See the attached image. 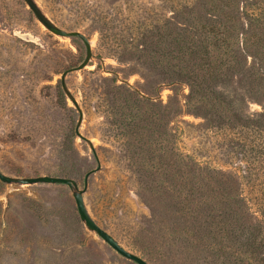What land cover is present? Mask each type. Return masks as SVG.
Wrapping results in <instances>:
<instances>
[{
    "label": "rangeland",
    "instance_id": "rangeland-1",
    "mask_svg": "<svg viewBox=\"0 0 264 264\" xmlns=\"http://www.w3.org/2000/svg\"><path fill=\"white\" fill-rule=\"evenodd\" d=\"M33 2L90 41L89 62L64 78L80 134L60 78L84 60L82 40L49 31L25 0H0V172L82 189L99 164L85 208L148 264H264V29L250 17L264 0ZM202 26L246 32L208 47L209 77L179 59ZM182 68L199 75L192 99ZM74 192L0 180V264H136L84 224Z\"/></svg>",
    "mask_w": 264,
    "mask_h": 264
},
{
    "label": "water",
    "instance_id": "water-1",
    "mask_svg": "<svg viewBox=\"0 0 264 264\" xmlns=\"http://www.w3.org/2000/svg\"><path fill=\"white\" fill-rule=\"evenodd\" d=\"M25 2L28 4L29 8L34 13L35 17L52 33L57 34L59 36L63 37H78L82 40L84 46H85V57L84 60L77 65L76 67L69 68L63 71L61 74V84L63 88L65 89L64 84V78L67 73L73 70H79L83 68L90 60L91 57V44L89 39H87L82 33L78 31H65L61 28L53 25L48 19H46L43 14L39 11L33 0H25ZM67 95L72 100V103L74 104L75 108L78 111L79 118L78 122L76 124L75 132L76 134L79 133V125L82 120V111L78 106L77 101L68 93V91L65 89ZM100 168V165L98 164L97 167L93 170H90L85 174L84 177V186L82 189H78L76 182L71 178L66 177H59V176H51V175H39V176H33V177H24V178H16V177H10L0 172V180L7 183H62L66 184L70 188H73L75 190L73 196L77 208L78 215L80 219L84 222V224L92 231H94L102 240H104L111 248H113L117 253L122 255L123 257L134 261L136 264H148L142 257L138 256L135 253H132L125 248H123L107 231H105L103 228H101L88 214L83 199H82V193L86 190L87 187V179L90 173L94 172L95 170H98Z\"/></svg>",
    "mask_w": 264,
    "mask_h": 264
},
{
    "label": "trees",
    "instance_id": "trees-1",
    "mask_svg": "<svg viewBox=\"0 0 264 264\" xmlns=\"http://www.w3.org/2000/svg\"><path fill=\"white\" fill-rule=\"evenodd\" d=\"M260 5H262V4H260ZM250 17L252 20H256V22L259 21V24L262 25L263 29H264V5L259 6V14H257L256 16L251 15ZM152 25L153 26H151V27L155 26V24H152ZM201 28H202V31L200 32V37L198 40L201 41V47H205L207 50L197 49L196 48L197 47L196 42L198 40L195 41V39L191 38L190 39V45L188 47H186V51L184 53V56L180 57L179 59L181 62L185 61L186 57H189V58L192 57L193 59L201 60L205 64L202 65V68L199 70H203L205 73L208 74V77H209L210 75H216L219 72H218L217 66H215V67L212 66L214 64H212L211 62L213 61V63H214V59H213L212 55L210 54L211 50L208 47H213V48L216 47L217 49H218V47L228 46V45L230 47L233 45V42H232L233 39L235 40L236 44L239 45V37L241 36L242 40L244 42V40H246V38L244 39L243 36L246 32L244 31V29L240 30V31H237V29H236L235 32H233L229 29H225L224 31H220V28L217 27L215 29L214 26H212V27L202 26ZM221 32H223V35ZM175 41H178V39H175ZM234 45H233V47H234ZM234 49H238V50H236V52H237L236 55H234V56L231 55V58H232V60L239 62L241 60V57L243 56V53L240 52L241 50L239 48H234ZM182 70H183V73L186 75V79L189 83V88H190L189 97L192 99V98H194L196 88L198 87V83L196 82V79L199 78V75L197 73L193 72V70L190 71L189 69H186V68H182ZM133 118H134V116L131 117V120L128 119V123H130ZM259 202H260L259 207L261 208V210H259V214H260L259 234H261V233L264 234V198H259Z\"/></svg>",
    "mask_w": 264,
    "mask_h": 264
}]
</instances>
